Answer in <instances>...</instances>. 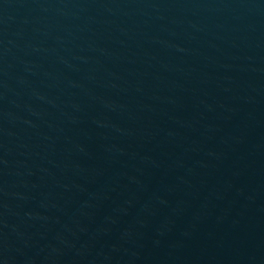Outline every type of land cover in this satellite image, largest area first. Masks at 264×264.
<instances>
[{"label": "water", "instance_id": "obj_1", "mask_svg": "<svg viewBox=\"0 0 264 264\" xmlns=\"http://www.w3.org/2000/svg\"><path fill=\"white\" fill-rule=\"evenodd\" d=\"M0 264H264V0H0Z\"/></svg>", "mask_w": 264, "mask_h": 264}]
</instances>
